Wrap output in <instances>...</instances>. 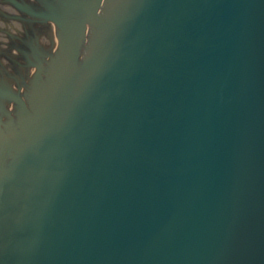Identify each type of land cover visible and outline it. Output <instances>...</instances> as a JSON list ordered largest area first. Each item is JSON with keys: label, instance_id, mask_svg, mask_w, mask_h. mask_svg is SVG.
I'll return each instance as SVG.
<instances>
[{"label": "water", "instance_id": "95a60500", "mask_svg": "<svg viewBox=\"0 0 264 264\" xmlns=\"http://www.w3.org/2000/svg\"><path fill=\"white\" fill-rule=\"evenodd\" d=\"M16 1L0 264H264V0Z\"/></svg>", "mask_w": 264, "mask_h": 264}, {"label": "flooded vegetation", "instance_id": "af4514ba", "mask_svg": "<svg viewBox=\"0 0 264 264\" xmlns=\"http://www.w3.org/2000/svg\"><path fill=\"white\" fill-rule=\"evenodd\" d=\"M19 1H21L23 4L27 3V0H19ZM29 1L34 2L35 0H29ZM13 2H17V1L16 0H0V19L7 20L11 23V24H8L9 31L4 29L5 27L0 28V35L5 36L7 39V44L5 45L4 42L2 41L3 37L0 36V49L4 52L12 51V52L17 53L14 48L12 49L10 48L11 50L8 48L9 45L13 42V38L11 37V34L13 35L18 34L19 32L18 31V21L15 18L17 17V12H16L17 8L12 6ZM29 31H31V29Z\"/></svg>", "mask_w": 264, "mask_h": 264}, {"label": "clouds", "instance_id": "9594fccd", "mask_svg": "<svg viewBox=\"0 0 264 264\" xmlns=\"http://www.w3.org/2000/svg\"><path fill=\"white\" fill-rule=\"evenodd\" d=\"M14 24H15V22H14ZM3 27H5V25H3V24H0V28H3ZM19 30L20 31H22V27L21 28H19ZM0 36H2L3 37V39H2V41L4 42V44L6 45L7 44V39H6V37L5 36H3V35H0ZM15 54V53H14ZM5 63H7V61H5Z\"/></svg>", "mask_w": 264, "mask_h": 264}]
</instances>
